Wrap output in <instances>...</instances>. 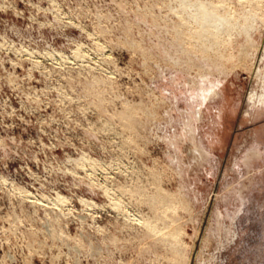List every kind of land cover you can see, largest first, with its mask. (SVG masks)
I'll use <instances>...</instances> for the list:
<instances>
[{
	"label": "rangeland",
	"instance_id": "1",
	"mask_svg": "<svg viewBox=\"0 0 264 264\" xmlns=\"http://www.w3.org/2000/svg\"><path fill=\"white\" fill-rule=\"evenodd\" d=\"M0 264H264V0H0Z\"/></svg>",
	"mask_w": 264,
	"mask_h": 264
}]
</instances>
